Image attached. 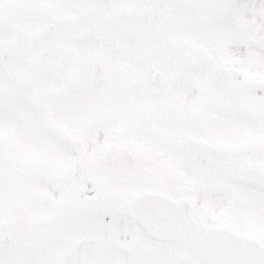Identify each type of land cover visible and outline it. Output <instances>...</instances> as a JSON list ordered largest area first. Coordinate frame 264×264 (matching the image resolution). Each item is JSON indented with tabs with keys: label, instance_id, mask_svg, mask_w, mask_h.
I'll return each instance as SVG.
<instances>
[{
	"label": "snow or ice",
	"instance_id": "snow-or-ice-1",
	"mask_svg": "<svg viewBox=\"0 0 264 264\" xmlns=\"http://www.w3.org/2000/svg\"><path fill=\"white\" fill-rule=\"evenodd\" d=\"M0 264H264V0H0Z\"/></svg>",
	"mask_w": 264,
	"mask_h": 264
}]
</instances>
